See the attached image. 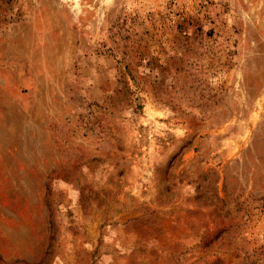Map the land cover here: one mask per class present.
<instances>
[{
  "label": "rangeland",
  "instance_id": "374dc122",
  "mask_svg": "<svg viewBox=\"0 0 264 264\" xmlns=\"http://www.w3.org/2000/svg\"><path fill=\"white\" fill-rule=\"evenodd\" d=\"M0 264H264V0H0Z\"/></svg>",
  "mask_w": 264,
  "mask_h": 264
}]
</instances>
